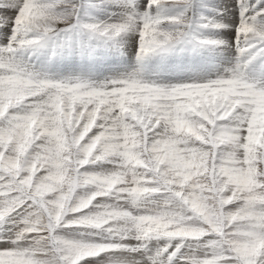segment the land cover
<instances>
[{
  "label": "snow or ice",
  "instance_id": "6c2138e0",
  "mask_svg": "<svg viewBox=\"0 0 264 264\" xmlns=\"http://www.w3.org/2000/svg\"><path fill=\"white\" fill-rule=\"evenodd\" d=\"M0 264H264V0H0Z\"/></svg>",
  "mask_w": 264,
  "mask_h": 264
}]
</instances>
